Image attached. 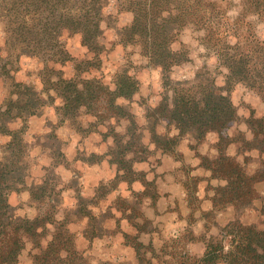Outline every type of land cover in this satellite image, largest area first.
<instances>
[{
    "label": "trees",
    "instance_id": "obj_1",
    "mask_svg": "<svg viewBox=\"0 0 264 264\" xmlns=\"http://www.w3.org/2000/svg\"><path fill=\"white\" fill-rule=\"evenodd\" d=\"M120 3L124 11L132 12L133 18L117 30L119 42L139 46L146 65L161 74V91L154 104L149 105L146 99L140 101L144 108L143 123L130 108L138 96L140 82L126 65L115 73L112 87L97 77H80L84 70L80 63L75 65L76 75L68 79L58 71L52 80L50 73L54 71L46 68L40 77L42 90L16 81L12 73L24 56L59 63L73 60L59 39L64 30L79 33L82 45L94 54L99 53L104 0H0V26L7 50L6 58L0 53V75L7 91L0 104V137L5 138L0 158V264H19L27 244L31 245V264H86L87 249L77 247V234L69 227L70 223L80 221L85 222L82 236L87 241L120 232L124 243L133 248L136 263L152 264L151 258L158 257L157 251L151 241L144 243L140 238L157 231V227L145 217L142 204L147 198L154 205L159 194L155 180L147 179L146 173L137 170L135 164L148 161L157 151L182 159L177 147L183 139L189 140L187 146L194 151L197 166L209 172L206 189L212 192L207 197L212 209L203 211V216L209 220L215 212L232 207L235 217L217 235L207 236L206 224L204 232L194 235L191 226L199 198L193 194L200 179L189 177L184 185L192 211L180 239H170L171 246L163 245L158 250L159 257L169 256L167 261L177 264H264V205L260 210L261 228L239 218L260 198L257 188L264 184V114H250L245 119L249 136L241 131L228 134V129L238 121L230 97L234 85L242 83L264 100V41L251 39L245 44L237 33L233 34L235 43H226L218 55L220 65L227 70L221 85L216 84L207 70L198 72L191 81L174 80L170 76L172 68L190 60L186 46L172 48L178 33L188 25L221 33L214 25L219 13L215 2L121 0ZM84 62L90 64L88 60ZM50 105H54L58 124L76 122L83 114L93 119L90 126L102 125L103 140L111 137L108 151L77 154V158L93 164L107 157V162L115 167L113 176L107 182L101 181L91 196L82 195L79 187L73 190L71 185L65 186L64 189L74 192L75 204L67 209L63 219L55 217L62 189L58 188L54 170L60 164L68 166V162L53 131L47 134L52 162L45 167L39 183L27 186L25 181L31 166L24 137L28 121ZM16 121L20 126L12 129L10 123ZM122 122L124 132H119L117 127ZM159 125L164 126L162 132ZM77 129L85 130L81 125ZM208 133L217 136L216 153L211 156L197 151ZM232 143L237 144L234 155L227 153ZM252 151L257 152L253 159L258 165L249 171L247 167L253 159L247 153ZM238 155H242V161ZM75 174L70 182L73 185L79 180L77 171ZM121 183L126 185L128 197L118 195L104 209L95 210L100 200ZM23 191H27L28 203L37 210L33 218L17 214V207L10 201L11 195ZM114 211L119 215L115 216ZM109 218L115 220L112 230L105 227ZM121 221H127L135 233L123 231ZM192 240L204 243L201 257L183 254L181 247Z\"/></svg>",
    "mask_w": 264,
    "mask_h": 264
},
{
    "label": "rangeland",
    "instance_id": "obj_2",
    "mask_svg": "<svg viewBox=\"0 0 264 264\" xmlns=\"http://www.w3.org/2000/svg\"><path fill=\"white\" fill-rule=\"evenodd\" d=\"M120 1L121 0H104L102 11L105 18L100 23L102 34L98 39L101 45V50L99 53L94 54L95 52L88 51L86 47L82 45L81 35L79 33H71L64 30L62 31L59 39L63 49L70 57H73V60L59 63L54 61H41L36 57L24 56L16 64L14 67L15 69L13 68L14 71L12 69L14 79L18 82L33 84L37 90H42L44 86L40 80V77L46 68L54 71L50 73L52 80L55 79L56 72L58 71L61 72V75L64 78L68 79L76 75L75 65L80 63L81 68L84 69L79 73L80 77H97L101 79L103 83L112 87L115 73L126 65L128 66L130 74L134 75L139 80L140 89L143 87L141 93L139 91L138 96H136V100L130 104L131 111L136 115L137 120L143 123L144 108L143 105H140V101L142 99H146L149 105L154 104L156 97L161 91V74L158 69H154L146 65V60L140 54L139 46L122 45L119 42L117 30H119V28L122 26L127 25L133 18L131 11H124ZM211 1L215 2L219 11L218 17L215 18L214 25L219 27L221 33L216 34V29L210 32L209 29L200 27L198 25H188L184 27L178 33L177 39L173 44L178 45V48H180L181 45L186 46L189 51L190 60L172 68L170 76L174 80L191 81L195 78V75L198 72L207 70L210 76L214 78L216 84L221 85L223 84L225 76V73L222 72L221 69L226 68L223 65H220L218 55L220 51H223L222 49L226 43L233 44L230 41H236L233 34L237 33V35L241 37V41L245 44H247V42L251 39L264 41V0ZM229 13H232V15H229ZM185 29H190L189 38L191 41L195 42L198 47L203 46L205 48L204 53H198L197 55V58L203 61L199 68L196 67L195 60L191 58V53L196 51V49L192 48L191 44H185L182 39ZM200 32H203L204 35H196ZM0 33H3V43L2 46H0V53L3 58H6L7 50L5 46L4 32L1 26ZM247 38L248 40H245ZM212 56L216 57V64L212 67H209L207 60ZM85 60H88L90 64L86 65L84 62ZM189 72H191L192 75H189ZM218 80L221 82L217 83ZM6 92L4 80L0 75V104L4 101ZM43 95L45 96L46 93ZM230 97L236 107L238 121L228 129V134L232 136L236 134L237 131H241L246 136H249L245 119L249 117L250 114H254L256 116L264 114V100L255 90L242 83H237L234 85ZM31 118L33 120L31 124L28 121V126L24 135L28 144L29 162L31 165L29 167L28 175L25 181L30 185L33 183L34 178H38L40 174H45L46 171L44 165L48 163L47 161L51 159L50 162H52L50 141L47 139V134L50 131H53L57 136L59 142L56 141V144L60 143L61 149H64L65 146L62 137H70V134L74 135V132H76L77 135L81 136L79 140V142H81L79 144L80 148L78 149V154L81 155L89 154L88 147L93 148V145H95L97 142L95 135L92 134L93 130H96L93 132H96L97 136H100V138L103 140L101 132L104 130V127L102 125H97L96 127L90 126V122H92L93 119L89 116L81 114L76 122L67 121L63 124H58L57 116L54 111V105L44 107L41 115L33 116ZM78 125L84 127L85 130L80 132L77 129ZM19 126V121L10 123V127L12 129L18 128ZM117 130L119 132H124V122H122L121 125L117 127ZM158 130L162 132L164 130V126L159 125ZM216 139L217 136L215 133H208L205 140L198 146V148H200V151H205L210 156L214 155L216 153L214 146ZM110 140L111 137L104 139L106 151H108ZM4 141L5 138L0 137V158L2 156L1 144H3ZM236 147L237 144H230L229 148H227V152L233 153L232 155H234L236 153ZM247 154H249L252 159L258 156L257 152L254 151L248 152ZM237 158L239 161L243 160L242 155H238ZM255 160L256 159L251 160V162L248 164L247 168L249 171L257 167L258 164ZM151 162H158V160H151L150 163ZM111 171L109 170L110 174H112ZM106 172L108 175V171ZM55 175L58 177L59 181L58 188L62 189L58 194L59 201L57 204L55 217H61V219H63L67 209L71 208L69 207V204H72V201H75L74 192H69L67 191L68 189H64V187L71 185L73 190L76 189V187H79V192L82 190V192L85 193L84 183L81 182L82 184H80L81 180L78 177V183L73 185L70 183L71 178L66 182L61 180V176L57 172H55ZM257 189L260 194V198L254 201L253 207L244 211V213L241 214L239 218L243 223L256 224L261 228L262 215L260 210L264 205V184L260 183ZM121 193H124L125 195V193L128 192L126 190H121L120 194ZM19 195L20 193H14L10 197L11 203L17 208L20 207V209H17V214L33 218L37 213L35 206L30 205L29 207L25 208L21 206V204L24 202H22V200L19 198ZM84 196H86V193ZM124 197H126V195ZM105 204L106 202H101L98 206L99 209H102ZM220 212H222L221 215L219 214ZM234 217L235 212L232 207H230L229 210L225 208L217 213H214V216L212 215L209 220L206 219V231L208 232L211 230L215 233V235H217L219 229L225 226L229 221L233 220ZM70 225L69 227L76 234L82 230V224L80 222L70 223ZM157 231L159 234L161 233L160 229H157ZM161 242L163 243L162 246H171L172 244L170 239L165 237H162ZM226 243L227 240L224 242V244ZM30 248L31 245L27 244L23 249L20 255L19 264H31ZM178 250H180V248H178ZM156 254L158 257L161 256V254L158 252H156ZM184 254L190 255L189 253ZM84 255L87 258L86 264H106L107 262L114 264H132V261L124 256L123 258L122 256H118L116 259L111 258V260H97L92 250L90 251L89 249L88 251L84 252ZM158 257L155 256V258ZM158 259L168 260L169 256H167V258L159 257ZM171 262H173V260Z\"/></svg>",
    "mask_w": 264,
    "mask_h": 264
},
{
    "label": "crops",
    "instance_id": "obj_3",
    "mask_svg": "<svg viewBox=\"0 0 264 264\" xmlns=\"http://www.w3.org/2000/svg\"><path fill=\"white\" fill-rule=\"evenodd\" d=\"M141 90H143V87L142 89L139 88L140 93ZM32 120V118L29 120L30 124ZM74 133L76 135L70 134V137H62L63 143L65 145L63 152L66 161L68 162V166L60 164L55 167V172H57L61 176V180L67 182V180H69L70 178L72 179V177L76 176L75 172L77 171L78 177L81 180L80 184L84 183V192L86 193V196H91L94 194L95 187H97L101 181L107 182L113 176L115 167L107 162V158H104L100 162H96L93 164H88L78 159L77 154L78 149L80 148L79 144L81 142H79V140L81 136L77 135L76 132ZM92 134L95 135L97 142L95 145H93V148L88 147V152L104 154V152L106 151L105 141L102 140L100 136L98 137L96 132H92ZM188 142V139H183L177 147V151L179 153H182V159H175L171 155L163 154L160 151H157L148 159V161L135 164V168L137 170L144 171L146 173V178L149 180H155V183L157 185L159 196L154 205L151 204V201L149 199H144L143 213L146 218L150 219L153 222V225L156 226L157 229L161 230V233L159 234L158 231H154L152 232V234H142L140 238L144 243L151 241L154 250L157 252L163 244L161 242L162 237L169 239H180V235L183 233L186 227V218L192 211L191 207H189L188 205L187 200L188 190L184 185L190 179L189 177H197L200 179L197 183V190L193 194L194 197L199 198L198 207L193 212L194 223L192 224L191 228L194 235L198 236L200 233L205 231L204 225L207 220L203 216L202 212L212 209L211 203L207 199V197H209L212 192L209 189H206L208 183L206 177L209 175V172L197 166L198 160L194 156V151L188 148ZM197 151H199L200 154H207L205 151H200V148H198ZM227 153L230 155L233 154L230 152ZM50 160L51 159H49L47 161L48 163L44 165L45 167L50 165ZM151 160H158V162L150 163ZM61 169L62 171H58ZM109 170L112 172V174H110ZM106 171H108V175ZM64 173L68 174L67 180L64 179ZM43 176L44 173L43 175L40 174L38 178H34L33 183H39ZM29 185L30 184H27V186ZM121 185H124V187L121 188ZM126 188V185L124 183H121L118 186V190L115 189L114 191L110 192L104 200H100V203L103 201L106 202L102 209L108 206L111 201L116 198V196L121 195L124 197V193L120 194V191L126 190ZM135 188L137 189V187ZM67 191L70 192L71 190L68 189ZM80 193L82 195L85 194L82 192V190ZM19 196L22 202H24L21 204V206H23L24 208L29 207L30 203H28L27 191L21 192ZM126 197H128V195H126ZM74 204L75 201H72V204L69 207H73ZM18 208L20 209V207ZM98 208L99 207H96L95 210H98ZM226 209L229 210L230 207H226ZM219 214L221 215L222 212H220ZM114 215L118 216L119 212L114 211ZM58 218L61 219V217ZM80 223L82 224L81 229H83L85 226V222L80 221ZM105 227L109 230H112L115 227L114 218L107 219ZM121 228L127 233H135L134 228L127 221H121ZM209 234L215 235V233L211 230L206 233L207 236ZM76 236L77 247L79 249H87V251L88 249L90 251L92 250L97 260H111V258L116 259L118 256H122L123 258L124 256L132 261V264H137L134 258L133 248L124 243L123 237L120 232L103 235L101 238H95L91 242L84 239V237L82 236V230L78 232ZM181 248L183 254L189 253L190 255L196 257H201L205 250L204 243L200 240L188 241ZM153 257L151 258L152 264H177L176 262L167 261L166 259L159 260L158 258ZM164 258H167V256H165Z\"/></svg>",
    "mask_w": 264,
    "mask_h": 264
},
{
    "label": "clouds",
    "instance_id": "obj_4",
    "mask_svg": "<svg viewBox=\"0 0 264 264\" xmlns=\"http://www.w3.org/2000/svg\"><path fill=\"white\" fill-rule=\"evenodd\" d=\"M229 15H232V13H229ZM189 34H190V29H185V33H184V36L182 37L183 41L185 44H191L192 48L196 49V51L192 52L191 53V58L193 60H195V64H196V67L199 68L201 66V64L203 63V61L201 59H198L197 58V55L198 53H204L205 52V48L203 46H197V44L193 41L190 40L189 38ZM196 35H199V36H203L204 33L203 32H200V33H197ZM231 43H235L234 40L230 41ZM2 43H3V33H0V46H2ZM172 48L173 50H177L178 48V45L176 44H173L172 45ZM207 64L209 67H212L216 64V57L215 56H212L211 58H209L207 60ZM222 72L226 73L227 70L226 69H221ZM189 75H192L191 72H189ZM221 81L218 80L217 83H220ZM57 103L59 104V101H57ZM58 171H62L61 170H58ZM64 179L67 180L68 179V174L67 173H64ZM124 185H121V188H123ZM135 187H139L138 185H136ZM125 195H127V193H125ZM69 206H71V204H69Z\"/></svg>",
    "mask_w": 264,
    "mask_h": 264
}]
</instances>
